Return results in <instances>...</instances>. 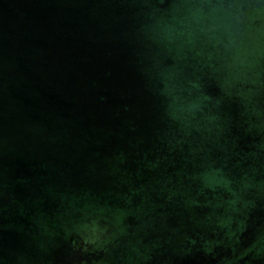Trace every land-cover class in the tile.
Listing matches in <instances>:
<instances>
[{"label": "water", "instance_id": "water-1", "mask_svg": "<svg viewBox=\"0 0 264 264\" xmlns=\"http://www.w3.org/2000/svg\"><path fill=\"white\" fill-rule=\"evenodd\" d=\"M0 264H264V0H0Z\"/></svg>", "mask_w": 264, "mask_h": 264}]
</instances>
